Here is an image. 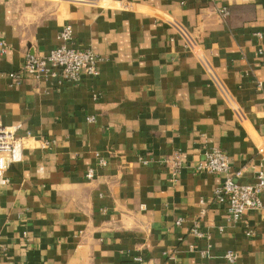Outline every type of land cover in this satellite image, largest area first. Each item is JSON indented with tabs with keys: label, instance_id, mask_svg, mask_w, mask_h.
Instances as JSON below:
<instances>
[{
	"label": "crops",
	"instance_id": "crops-1",
	"mask_svg": "<svg viewBox=\"0 0 264 264\" xmlns=\"http://www.w3.org/2000/svg\"><path fill=\"white\" fill-rule=\"evenodd\" d=\"M66 27L99 75L24 71ZM0 41V120L28 134L0 264H264V190L234 222L196 170L219 148L241 184L264 174V0H0Z\"/></svg>",
	"mask_w": 264,
	"mask_h": 264
},
{
	"label": "built area",
	"instance_id": "built-area-1",
	"mask_svg": "<svg viewBox=\"0 0 264 264\" xmlns=\"http://www.w3.org/2000/svg\"><path fill=\"white\" fill-rule=\"evenodd\" d=\"M222 13L226 15L227 11L222 10ZM71 35V29L69 27L64 28L59 36L62 42L57 48L42 55L35 52L28 53L22 69L35 76L43 74L57 76L59 81H78L82 73L92 77L98 76L100 59L91 50L70 46ZM6 51L7 45L4 41H0V55L6 53ZM11 76L16 81L20 80V76L17 74H11ZM17 131V126L5 125L0 120V186L9 183L6 172L10 165L22 159L23 144L28 134L22 136ZM50 143L52 142L41 140L43 147H48ZM259 151L264 152V144L261 145ZM170 163L176 172L183 167L185 158L181 154H175ZM99 164L104 166L106 163L99 160ZM196 170L221 176L222 183L215 191V200L218 203L225 204L227 219L236 222L242 219L246 211L262 208L263 172L257 173L254 183L241 184L235 180L240 172L231 170L227 155L219 148L206 151L204 159L196 165ZM93 176L92 170H89L86 174L87 178ZM247 234H251V231L248 230ZM224 256L229 262H233L237 257L231 251L226 252Z\"/></svg>",
	"mask_w": 264,
	"mask_h": 264
}]
</instances>
